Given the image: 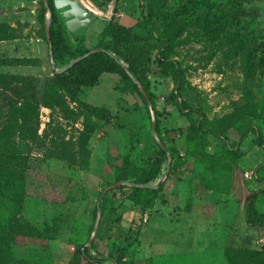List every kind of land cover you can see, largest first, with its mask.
<instances>
[{
	"label": "rangeland",
	"instance_id": "obj_1",
	"mask_svg": "<svg viewBox=\"0 0 264 264\" xmlns=\"http://www.w3.org/2000/svg\"><path fill=\"white\" fill-rule=\"evenodd\" d=\"M75 1L96 16L76 33L84 35L87 47L95 50L101 32L116 18V1L104 0L102 5ZM132 1L120 6L124 13L120 23L144 36L154 29L151 41L157 49L162 46L158 38L174 39L172 58L186 71L183 99L215 123L219 135L210 136L208 165L189 162L182 168L175 161L167 179L166 163L152 183H165L163 197L151 210L123 199L114 186L119 155L149 169L158 158L156 137L160 139L153 133L150 105L116 74H104L98 86L84 88L78 103L49 88L56 69L63 70L74 60L67 55V65L55 63V69L46 25L39 21L41 0H0V130L12 137L13 163L26 185L20 225L29 224L43 235L36 240L16 234L10 243L15 261L69 264L79 246L88 247L101 264H116L120 247L127 251L128 264H230L228 252L264 251V228L244 222L245 201L251 194H258L257 208L264 213V143L258 144L264 137V121L259 119L264 110V69L250 68L254 50L260 48L255 31L264 33V0H240L241 10L233 0H206V4L197 0L196 5L192 0H143L147 13L156 18L147 28L140 25L141 2ZM207 1L213 5L211 10ZM56 13L55 29L68 34L61 12ZM68 39L75 45L70 35ZM150 81L157 104L163 107L175 82L161 74L156 64ZM165 105L166 129L190 124L173 106ZM92 107L98 112H91ZM193 118L198 120V115ZM163 138L172 145L165 134ZM182 139L177 136L176 144L184 154L187 145ZM233 148L240 150L241 158L230 155ZM226 208L235 223L226 229L225 254L224 238L220 239L223 227L214 224L209 240L202 229L192 238L190 227L182 226L187 224L182 216L185 210L211 220ZM4 218L0 211V220ZM198 240L200 244L190 250ZM0 264L7 262L2 258Z\"/></svg>",
	"mask_w": 264,
	"mask_h": 264
},
{
	"label": "trees",
	"instance_id": "obj_2",
	"mask_svg": "<svg viewBox=\"0 0 264 264\" xmlns=\"http://www.w3.org/2000/svg\"><path fill=\"white\" fill-rule=\"evenodd\" d=\"M48 1L49 10L52 13L50 56L52 52L54 61L59 66L67 65V55H71L75 62L63 72L55 71L54 77L49 80V88L63 93L66 97L78 103L79 94L84 92V88L98 86L104 74H116L121 77L123 85L137 91L139 97L147 106L150 104L153 106L156 116V134L159 136L161 143V145H158V158L149 169L136 165L129 157L119 155L118 160L120 164L115 182L128 183V185L117 188L122 192L123 199L129 200L136 207L151 210L156 206L158 200L163 197L166 187L165 183L158 186H153L152 183L157 181L162 174V168L166 163L168 164L169 157H171L172 165L169 169L170 171L167 173V179L171 176V170L175 167V161L182 168L186 167L189 162H194L196 166L206 167L209 162L207 148L211 146L210 136L219 135L218 131L214 129V121L210 120L206 113L190 106L183 99L186 71L178 60L172 58L175 48L174 39L167 36L158 38L157 40L162 43V46L157 49L151 41V38L155 36L154 29L151 30L148 36H144L138 33L133 26L124 25L114 17L100 34L95 48L99 49V51L91 53L92 49L87 47L84 35L78 36L76 33L71 34L69 31L66 34L65 30L55 29V24L58 22L55 0ZM93 1L99 5H102L104 2V0ZM115 1L116 11H119L120 6L126 0ZM139 1L141 2L140 14L143 19L140 25L143 28H147L152 20L156 18L151 12L147 13L148 4L143 0ZM205 1L201 0L200 2L206 4ZM134 2L135 0L132 1V3ZM233 2H235L234 6L238 10H241L242 3H240V0H233ZM192 3L196 5L197 0H192ZM208 6L209 10L213 7L209 2ZM49 10L44 0H41L39 4V21L44 28ZM238 10L236 16L239 17ZM68 35L74 39L75 45L69 42ZM47 41L49 42V40ZM255 43L259 44L260 48L256 46L253 64L250 68H256L257 71L258 67L264 69L263 32H260L259 35L255 31ZM241 48L244 50L245 44H242ZM156 50L158 52L154 55ZM261 51L263 54H259ZM155 64L161 74L173 78L175 82L174 89L171 95L165 98L163 107L157 104V97L151 91L150 75L153 72ZM139 85L144 89L147 97L143 94ZM165 104L173 106L174 111L179 113L180 116L185 117L190 124L186 127L166 129L162 122L166 111ZM90 110L93 113L98 112V108L96 107H92ZM194 114L198 115V120L193 118ZM259 115V119L261 118L264 121V110ZM164 134L168 137V140L173 142L171 146H168L167 141L163 138ZM177 136L182 137V141L187 145V151L184 154L181 153L176 144ZM11 139L12 137H6L3 131L0 130V211H3L7 216V219L0 220V261L3 258L7 264H22L19 261H15L11 254L10 243L15 240L16 234L36 240H41L43 235L29 224L21 226L18 220L27 195L24 178L17 171V167L13 163L15 159L11 145L13 141ZM261 142L264 143V137H262L258 144H261ZM229 153L236 160L242 157V153L238 149L233 148ZM100 198L104 199L103 195ZM257 199V193L247 197L245 201L246 221L251 227L264 228V213L258 210ZM163 203L165 204V201ZM98 209L99 207L96 208V210ZM129 233L133 234L132 229H130ZM118 253L116 264H128L124 261L127 254L126 249L120 247ZM234 253L228 252L226 255L230 264H264V251L234 250ZM69 264H101V261L90 254L88 247L79 246Z\"/></svg>",
	"mask_w": 264,
	"mask_h": 264
},
{
	"label": "water",
	"instance_id": "obj_3",
	"mask_svg": "<svg viewBox=\"0 0 264 264\" xmlns=\"http://www.w3.org/2000/svg\"><path fill=\"white\" fill-rule=\"evenodd\" d=\"M44 2H45L46 7L49 10V1L44 0ZM55 8L57 11L61 12V16L66 21L67 29L71 34H75L78 31H80L81 29L87 28L91 23H93L96 20V16H93L92 13L88 9H86L80 1L72 2V0H55ZM49 13H50L49 16L46 17V35H47V39L49 40V43H50L49 45L51 47L50 39H51L52 13L50 10H49ZM97 51H99V49L92 50L91 53H94ZM51 58H52V61L55 65L54 67L56 69V64H55L52 52H51ZM74 63L75 62H73L71 65H69L68 67H66L63 70L59 71L56 69V72H63L65 70H67ZM139 87H140L141 91L143 92V94L146 96L147 94L144 91V89L140 85H139ZM149 103H150V101H149ZM150 108L153 111V115H152V117H153V133L156 135V116H155V112L153 110L152 104H150ZM156 139L159 142V144L161 145V143L157 137H156ZM170 166H171V157H169V161L167 164L168 170L170 169ZM161 183H164V181H162ZM124 185H128V183L120 182V183H116L114 186L121 187ZM100 221H101V214L99 211V215L97 217V221L95 224V234L98 230ZM93 239H94V237H93ZM93 239L91 240V242L93 241ZM91 242H90V244H91Z\"/></svg>",
	"mask_w": 264,
	"mask_h": 264
},
{
	"label": "crops",
	"instance_id": "obj_4",
	"mask_svg": "<svg viewBox=\"0 0 264 264\" xmlns=\"http://www.w3.org/2000/svg\"><path fill=\"white\" fill-rule=\"evenodd\" d=\"M180 188H183V187L180 186ZM190 199H191V197H190ZM180 200H181V197H179V203H180ZM231 215H232L231 214V210H229V208H226V211L224 210V212H223V210L222 211L219 210V212H217V214H216V218L215 219L207 220L208 218L207 219L204 218V216H202L201 214L188 212L187 210H185L183 212L182 216L185 217V219H187V220H185L187 222V224L185 222H183L182 226H186L187 227V225H188V227H190L189 231L191 233V236H193L192 238H194L197 233H200L201 229L204 232H207L205 237H207L208 234H210L212 236V233H213V231L216 228V227H214V224H218L220 227H223L224 228V233H223V235H222V237L220 239L224 238V251L223 252L225 254V251H226V248H225V244H226V229H228L227 227L229 225L234 226V223H235V220H234V222L229 220V218H231ZM244 222H245V224H247L246 216H244ZM210 239L212 240V238L209 237V240ZM196 243L190 244V246H189L190 250H193L196 245L198 246L200 244V240L196 241ZM212 264H216V263L213 262Z\"/></svg>",
	"mask_w": 264,
	"mask_h": 264
},
{
	"label": "built area",
	"instance_id": "obj_5",
	"mask_svg": "<svg viewBox=\"0 0 264 264\" xmlns=\"http://www.w3.org/2000/svg\"><path fill=\"white\" fill-rule=\"evenodd\" d=\"M115 5H116V2H115ZM115 16L117 19H121L124 17V13L122 12V10H119L116 12Z\"/></svg>",
	"mask_w": 264,
	"mask_h": 264
}]
</instances>
